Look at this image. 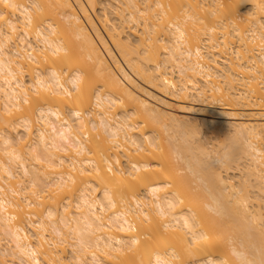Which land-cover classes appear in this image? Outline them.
<instances>
[{
  "label": "bare ground",
  "instance_id": "obj_1",
  "mask_svg": "<svg viewBox=\"0 0 264 264\" xmlns=\"http://www.w3.org/2000/svg\"><path fill=\"white\" fill-rule=\"evenodd\" d=\"M0 264H264V0H0Z\"/></svg>",
  "mask_w": 264,
  "mask_h": 264
},
{
  "label": "rangeland",
  "instance_id": "obj_2",
  "mask_svg": "<svg viewBox=\"0 0 264 264\" xmlns=\"http://www.w3.org/2000/svg\"><path fill=\"white\" fill-rule=\"evenodd\" d=\"M143 85V87H144V89H145V94H146V96L150 99V100H155V102H157V103H159V104H161L162 106H168V105H170V106H172V108H174L175 109V111L179 114V115H186V116H193V115H195V114H198V113H200L201 111H203L202 110V108H203V106L202 105H200V104H194L191 100V103H190V101H188L189 103H190V105H189V103L188 102H185V104H184V102H181V101H179V99H177V98H175V96H173V95H171V94H169V93H162V92H160L159 90H157V89H155V88H151V87H148V86H146V85H144V84H142ZM185 105V107H184V105ZM183 105V106H182ZM186 105L188 106H190V108H187L186 107ZM191 105H192V107H193V105H197L195 108H196V110H195V108H193L192 109V107H191ZM198 105H200V107L202 106V108H201V111H199V108L200 107H198ZM177 108V109H176ZM179 108V109H178ZM181 108V109H180ZM187 108V109H186ZM198 108V109H197ZM190 111H189V110ZM199 112H198V111ZM185 111V112H184ZM195 112V113H194ZM182 115V116H183ZM157 133H158V135H159V138L161 139V140H165V138L167 137V134H166V132L165 131H163V129H161V128H159L158 130H157ZM166 136V137H165ZM167 139V138H166ZM166 141V140H165ZM221 141H223V140H218V139H211V146H213V147H216V148H218V146H219V142H221ZM171 170H176V172L178 173V174H182L181 173V171L180 170H178L177 169V166L175 165V166H173V167H171ZM237 180V179H236Z\"/></svg>",
  "mask_w": 264,
  "mask_h": 264
},
{
  "label": "snow or ice",
  "instance_id": "obj_3",
  "mask_svg": "<svg viewBox=\"0 0 264 264\" xmlns=\"http://www.w3.org/2000/svg\"><path fill=\"white\" fill-rule=\"evenodd\" d=\"M109 171H111L112 169H111V167H109V169H108Z\"/></svg>",
  "mask_w": 264,
  "mask_h": 264
}]
</instances>
